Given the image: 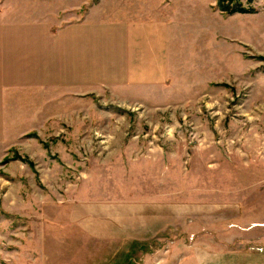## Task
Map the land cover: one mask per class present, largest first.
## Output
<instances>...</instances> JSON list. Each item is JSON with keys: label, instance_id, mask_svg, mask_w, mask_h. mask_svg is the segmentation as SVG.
<instances>
[{"label": "rangeland", "instance_id": "374dc122", "mask_svg": "<svg viewBox=\"0 0 264 264\" xmlns=\"http://www.w3.org/2000/svg\"><path fill=\"white\" fill-rule=\"evenodd\" d=\"M161 1L146 12L179 28L182 74L140 89L27 90L21 122L0 130V264H261L264 0H239L255 9L232 14L217 0ZM20 2L24 19L124 16L112 0ZM151 156L184 216L154 237L118 239L109 217L146 197L133 172Z\"/></svg>", "mask_w": 264, "mask_h": 264}, {"label": "crops", "instance_id": "0c3cea01", "mask_svg": "<svg viewBox=\"0 0 264 264\" xmlns=\"http://www.w3.org/2000/svg\"><path fill=\"white\" fill-rule=\"evenodd\" d=\"M14 1L0 0L1 131L14 130V123L23 119L27 90L56 91L93 80L96 84H112L114 89L126 84L128 89H140L167 84L169 75L183 72V68H175L181 59L175 51L179 28L164 16L153 17L146 12L147 8L152 9L155 0H112L123 11V17L100 15L94 7L80 20L71 21L72 16L65 14L64 21L56 23L24 19L21 0ZM157 3L165 6L161 0ZM125 7L132 10L127 12ZM72 8L77 6H70L68 11ZM153 158L158 156L147 157L148 162L138 163L133 172L138 181L146 180V197L137 195L127 212H115L109 217L112 224L109 232L118 239L154 237L165 233L184 216L181 205L168 204V186L165 187L164 172L160 169L167 166L148 165ZM94 216L101 218L100 214ZM106 231L95 223L91 232Z\"/></svg>", "mask_w": 264, "mask_h": 264}, {"label": "trees", "instance_id": "16d2710c", "mask_svg": "<svg viewBox=\"0 0 264 264\" xmlns=\"http://www.w3.org/2000/svg\"><path fill=\"white\" fill-rule=\"evenodd\" d=\"M217 5L221 11L228 14L237 12L247 13L255 9L253 7H246L243 3H240L239 0H217Z\"/></svg>", "mask_w": 264, "mask_h": 264}]
</instances>
